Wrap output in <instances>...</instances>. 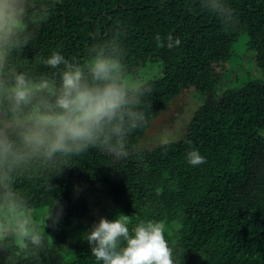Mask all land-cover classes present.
Masks as SVG:
<instances>
[{"label": "trees", "instance_id": "1", "mask_svg": "<svg viewBox=\"0 0 264 264\" xmlns=\"http://www.w3.org/2000/svg\"><path fill=\"white\" fill-rule=\"evenodd\" d=\"M225 2L228 25L202 0H32L49 15L26 58L58 50L82 60L98 31L118 29L134 78L152 92L128 157L91 149L60 175L38 169L20 180L45 245L9 241L0 264H98L84 236L120 214L130 230L164 221L176 264H264V0ZM180 98L190 100L183 136L148 147L153 122ZM193 149L205 163L188 162ZM52 208L59 222L44 228Z\"/></svg>", "mask_w": 264, "mask_h": 264}, {"label": "clouds", "instance_id": "2", "mask_svg": "<svg viewBox=\"0 0 264 264\" xmlns=\"http://www.w3.org/2000/svg\"><path fill=\"white\" fill-rule=\"evenodd\" d=\"M202 7L225 25L234 20L225 0H202ZM48 15L32 0H0V245L11 241L33 250L45 245V233L30 197L17 186L20 180L38 169L60 175L73 157L91 149L128 157L130 136L148 122L145 97L152 92L134 78L138 70L126 61L118 29L104 36L98 31L82 60L68 59L58 50L26 58L24 50ZM187 159L192 166L206 162L197 149ZM58 206L57 201L54 208ZM54 208L44 228L46 221L53 226L59 222L61 213L54 216ZM131 219L123 214L114 220L101 217L85 234L98 264H176L165 238L166 223L141 221L130 230Z\"/></svg>", "mask_w": 264, "mask_h": 264}, {"label": "rangeland", "instance_id": "3", "mask_svg": "<svg viewBox=\"0 0 264 264\" xmlns=\"http://www.w3.org/2000/svg\"><path fill=\"white\" fill-rule=\"evenodd\" d=\"M189 107L190 100L187 98H180L176 101L173 107L153 122L150 132L143 139L144 144L148 147H154L164 141H175L180 139V137L183 136L189 120ZM38 224L39 222H37V225ZM68 242L73 243V239H69Z\"/></svg>", "mask_w": 264, "mask_h": 264}]
</instances>
